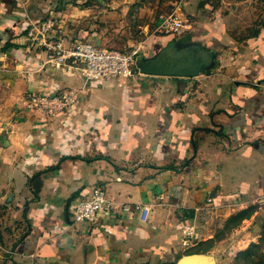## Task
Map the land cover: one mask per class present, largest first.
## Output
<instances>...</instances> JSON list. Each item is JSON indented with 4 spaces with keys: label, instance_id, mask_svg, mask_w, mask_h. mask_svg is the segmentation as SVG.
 Returning <instances> with one entry per match:
<instances>
[{
    "label": "crops",
    "instance_id": "crops-1",
    "mask_svg": "<svg viewBox=\"0 0 264 264\" xmlns=\"http://www.w3.org/2000/svg\"><path fill=\"white\" fill-rule=\"evenodd\" d=\"M71 5L0 0V191L33 196L16 258L241 264L240 252L264 242V28L233 37L214 15L161 31L135 45L143 60L132 78L90 82L47 64L28 34L52 18L65 47L82 36L103 46ZM156 62L199 70L141 71ZM67 91L76 102L54 118L26 105L30 94ZM98 185L111 207L74 223L73 206ZM186 226L195 234L185 245Z\"/></svg>",
    "mask_w": 264,
    "mask_h": 264
},
{
    "label": "rangeland",
    "instance_id": "rangeland-1",
    "mask_svg": "<svg viewBox=\"0 0 264 264\" xmlns=\"http://www.w3.org/2000/svg\"><path fill=\"white\" fill-rule=\"evenodd\" d=\"M70 1L72 11L76 8L82 11L80 26L83 25V30L87 29L88 34L92 32L103 46L118 50L134 49L150 35L162 34L158 26L169 15L185 22L181 32L189 25L196 28L207 17L214 21V15L221 16L227 32L233 37L242 39L264 28V0ZM13 193L11 188L3 193L0 191V264H21L15 252L29 225V206L33 196ZM258 246L252 250L256 253L252 263L264 264V242ZM243 256L238 257L241 264H252Z\"/></svg>",
    "mask_w": 264,
    "mask_h": 264
},
{
    "label": "built area",
    "instance_id": "built-area-1",
    "mask_svg": "<svg viewBox=\"0 0 264 264\" xmlns=\"http://www.w3.org/2000/svg\"><path fill=\"white\" fill-rule=\"evenodd\" d=\"M56 26L55 19H47L32 23L28 34L37 46L45 50L47 64L56 69H66L67 72L77 73L86 81L102 82L119 78H132L138 72L140 51L136 49L118 50L101 46L89 39H72L65 47L61 38H52ZM185 22L177 16L169 15L162 19L158 29L165 34L173 35L184 28ZM26 105L54 118L66 107L76 102V93L67 91L53 95L30 94ZM111 207L106 190L95 186L89 196L81 199L73 206L71 218L74 223L94 222L106 208ZM183 243L189 244L195 230L186 226L182 230Z\"/></svg>",
    "mask_w": 264,
    "mask_h": 264
},
{
    "label": "water",
    "instance_id": "water-1",
    "mask_svg": "<svg viewBox=\"0 0 264 264\" xmlns=\"http://www.w3.org/2000/svg\"><path fill=\"white\" fill-rule=\"evenodd\" d=\"M143 60L142 55L138 58V65ZM144 73L167 74V75H194L199 68L192 62H180L175 65L152 63L141 67ZM174 264H202L196 256L186 255Z\"/></svg>",
    "mask_w": 264,
    "mask_h": 264
},
{
    "label": "trees",
    "instance_id": "trees-1",
    "mask_svg": "<svg viewBox=\"0 0 264 264\" xmlns=\"http://www.w3.org/2000/svg\"><path fill=\"white\" fill-rule=\"evenodd\" d=\"M258 247L259 246L256 243L251 244L250 247L247 250L239 253V257H242V255H244L247 258L246 262H249V263L254 262L256 253L254 251H252V250L255 249V248H258ZM252 264H254V263H252Z\"/></svg>",
    "mask_w": 264,
    "mask_h": 264
}]
</instances>
